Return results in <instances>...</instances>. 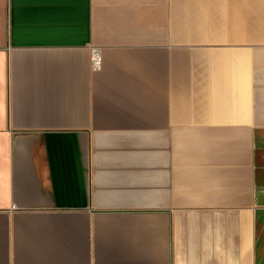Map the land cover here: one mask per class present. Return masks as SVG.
Masks as SVG:
<instances>
[{"label":"crops","instance_id":"0c3cea01","mask_svg":"<svg viewBox=\"0 0 264 264\" xmlns=\"http://www.w3.org/2000/svg\"><path fill=\"white\" fill-rule=\"evenodd\" d=\"M0 264H264V0H0Z\"/></svg>","mask_w":264,"mask_h":264},{"label":"built area","instance_id":"2783aa9c","mask_svg":"<svg viewBox=\"0 0 264 264\" xmlns=\"http://www.w3.org/2000/svg\"><path fill=\"white\" fill-rule=\"evenodd\" d=\"M90 54V69L93 72H98L102 68V52L101 48L89 47Z\"/></svg>","mask_w":264,"mask_h":264}]
</instances>
